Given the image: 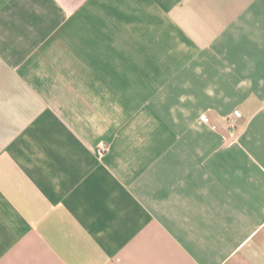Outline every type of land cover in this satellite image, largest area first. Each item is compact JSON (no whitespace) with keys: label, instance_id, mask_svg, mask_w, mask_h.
Listing matches in <instances>:
<instances>
[{"label":"crops","instance_id":"crops-1","mask_svg":"<svg viewBox=\"0 0 264 264\" xmlns=\"http://www.w3.org/2000/svg\"><path fill=\"white\" fill-rule=\"evenodd\" d=\"M0 264H264V0H0Z\"/></svg>","mask_w":264,"mask_h":264},{"label":"built area","instance_id":"built-area-1","mask_svg":"<svg viewBox=\"0 0 264 264\" xmlns=\"http://www.w3.org/2000/svg\"><path fill=\"white\" fill-rule=\"evenodd\" d=\"M237 113H239V112H237Z\"/></svg>","mask_w":264,"mask_h":264}]
</instances>
